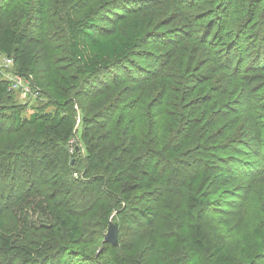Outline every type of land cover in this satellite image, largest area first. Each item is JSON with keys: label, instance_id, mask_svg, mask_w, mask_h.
<instances>
[{"label": "rangeland", "instance_id": "374dc122", "mask_svg": "<svg viewBox=\"0 0 264 264\" xmlns=\"http://www.w3.org/2000/svg\"><path fill=\"white\" fill-rule=\"evenodd\" d=\"M96 1L0 0L3 22L17 24L28 37L16 52L17 60H27L24 68L18 71L15 63L0 68V82L7 86L6 94L0 97V113H19L23 123L21 130L15 131L14 121H6L0 133V227L12 233L18 242L38 241V232L32 230L21 237L12 213L19 189L17 180L11 181L5 170L11 159L8 154L19 156L26 152L28 157H34L33 148L39 149V159L46 156L71 159L73 168L79 161V153L85 154L86 118L103 125L128 126L134 131L132 135L140 139L151 126L147 141L153 142L157 133L162 135L165 148L159 147L157 153L150 151L148 159L153 160L150 173L154 180L137 193L132 205L133 209L152 205L155 210L154 223L139 233L144 241L142 264H211L208 255L192 248L185 228L191 221L187 206L192 194L187 190L170 193L159 184L168 164L178 167L180 161L190 172L188 175L207 171L212 177L206 222L213 237L230 247L229 264H264V246L262 251L255 249L257 257L251 262L243 238L256 227L264 228V61L250 65L246 52H235L236 60H247L241 68L248 82L243 93L255 91L252 102L246 98L235 100L240 93L228 98L237 80L233 81L229 64L224 60L230 56L232 47L257 36L255 27L264 33V19L256 16L259 10L264 11V1L257 5L260 0H191V6L183 10L173 0H104L111 7L107 14L94 13L99 18L96 27L99 36L119 29V22L130 12L151 8L154 20L155 36L143 42L137 51L140 56L133 58L141 68V75L129 79L130 72L126 71L117 84L102 76L92 80L81 76L68 52L67 17L79 15ZM247 11L250 14L252 11L256 19L250 27L245 26L239 40L235 33L237 21L244 20ZM219 25L225 27L222 34ZM256 41L250 46L252 51L258 45ZM14 62L17 63L16 59ZM159 76L161 84L156 78ZM222 88L228 90L226 98L220 96ZM239 102L243 105L234 104ZM214 106L207 116L216 122L207 128L202 111L206 114V108ZM184 107H191L194 113ZM39 111L47 126L70 114L76 123L72 140L55 142L38 133L30 119ZM108 111H111L108 118L103 117ZM180 118L182 125L176 121ZM194 131L199 132L201 148L190 156L175 159ZM106 134L109 136L107 130H102L96 137L111 140L113 135L103 137ZM117 212L103 222L101 235L97 228L90 227L88 231L84 229L81 243L70 245L89 254V258L75 256V261L63 258L61 264H135L118 248H109L101 255L110 221L121 222ZM85 222L87 219L82 220Z\"/></svg>", "mask_w": 264, "mask_h": 264}, {"label": "trees", "instance_id": "16d2710c", "mask_svg": "<svg viewBox=\"0 0 264 264\" xmlns=\"http://www.w3.org/2000/svg\"><path fill=\"white\" fill-rule=\"evenodd\" d=\"M190 1L173 0V3H178L180 8L187 10L191 6ZM263 1L260 0L257 5H261ZM110 8L104 0H97L79 15L73 14L67 17L68 52L72 61L78 66L81 76L89 80L102 76L106 78V81L117 84L121 78L125 77L126 71L130 72L127 76L129 79L141 75V68L136 65L137 62L133 58L140 56V53H137L141 50L140 45L155 36V31L152 30L154 20L151 8L130 12L119 22V29L106 36H99L98 28H96L99 18L94 16V13H101L105 16ZM256 16L258 18L262 16L264 19V11L259 10ZM255 19L251 11V14L248 12L244 20L237 21L238 30H235V33L239 40L245 26L248 24L250 27ZM262 25L264 27V23ZM257 27L254 31L256 37L243 40L232 47L230 56L224 59L226 64H229L233 81L237 80V85L228 98L237 97L240 93L235 100L242 101L246 98L252 102L255 101L253 97L255 91L249 89L247 91L249 95L243 93L246 91L245 85L248 82L245 79L247 75L241 68L247 60L243 59L239 62V58L237 60L235 58L236 53L243 51L250 57V65L264 61V33L260 29L257 30ZM224 29L225 27L219 29L221 34L224 33ZM27 38L17 24L3 22V12L0 7V54L16 59L17 63H14L18 71L24 68L27 60L25 58H22V62L17 60L19 57L16 52ZM253 40L258 45L252 51L250 46H253L255 41L250 42ZM156 78L160 80L161 77ZM161 82L163 83L162 80L160 84ZM238 87L242 89L239 90ZM224 90L220 96L226 98L228 90ZM6 91L7 86L0 82V97L4 96ZM130 92H132L131 88ZM234 104L243 105L240 102ZM214 108L215 106L207 107L206 114L202 111L207 118L205 124L207 128H211V124L216 122L211 116H207V113L213 111ZM184 109L194 113L191 107H184ZM110 113L111 111H108L103 117L108 118ZM6 114L0 113V133H3L6 121L9 120L14 121L15 131H20L23 123L19 113ZM198 117L200 118V115ZM42 118L40 111L31 115L30 122L36 125L38 133L47 136L52 141L62 143H68L74 137L76 123L70 114L55 120L52 126H47ZM176 121L183 124L182 118ZM84 123L85 154L79 153V161L73 168H71V159H52L49 156H46V159L43 157L39 159V149L35 151L33 148L34 157H28L26 152L19 156L13 152L8 154L10 155L8 158L11 159L8 160L10 164L7 161L5 170L9 172L7 174L11 181L17 180V189H19V199L13 205V210H10L17 221L18 229L21 230V237L32 230L38 232L36 235L38 241L18 242L12 233L0 227V264H61L63 258H72L71 261L76 260L75 256L89 258V254L81 253L77 248H71L70 245L76 246L81 243L85 237L84 229L88 231L90 227L97 228V233L101 235L104 230H101L104 227L103 222L107 221L116 210H118L116 215L121 221L117 223L120 233L119 245L114 247L105 243V249L101 255L109 248H118L119 251L126 253L129 261L142 264L141 247L144 241L142 237H139V233L143 228L154 223L155 210L152 205L134 209L132 205L137 198V193L144 190L147 183L153 179L150 173L153 160L148 159L151 156L149 153L151 150L157 153V149L161 146L165 148L161 142L162 135L157 136L156 133L157 139L154 137L155 140L151 142L146 138L151 135V126L140 139L132 135L134 131H130L128 126L122 127L119 123L103 125L99 121H90L87 118ZM102 130H107L109 134V136L107 134L103 136L105 138L113 135L111 140L96 137ZM198 133L195 131L192 133L175 159L184 155L190 156L195 150L201 148L202 141ZM155 142L158 143L154 144ZM31 148L28 150L29 153H31ZM129 157L132 158L131 161ZM169 160H167L168 163ZM178 164V167H170L171 165L168 164L169 169L160 177L159 184L170 193L187 190L192 194L187 206L191 221L185 227L192 248L208 255L211 264H229L230 247L213 237L206 222L205 210L210 203L208 186L212 181L211 175L207 171H201L190 176L184 163L180 161ZM189 168L191 170V166ZM199 211L204 213L199 215ZM196 213L198 215L195 216ZM84 219H87L85 225L82 223ZM243 238L248 259L254 262L257 257L255 249L263 250L264 228L256 227L252 232L245 233Z\"/></svg>", "mask_w": 264, "mask_h": 264}, {"label": "water", "instance_id": "95a60500", "mask_svg": "<svg viewBox=\"0 0 264 264\" xmlns=\"http://www.w3.org/2000/svg\"><path fill=\"white\" fill-rule=\"evenodd\" d=\"M119 225L110 222L109 229L105 235V243L117 247L119 245Z\"/></svg>", "mask_w": 264, "mask_h": 264}, {"label": "built area", "instance_id": "2783aa9c", "mask_svg": "<svg viewBox=\"0 0 264 264\" xmlns=\"http://www.w3.org/2000/svg\"><path fill=\"white\" fill-rule=\"evenodd\" d=\"M14 64V59L0 54V68Z\"/></svg>", "mask_w": 264, "mask_h": 264}]
</instances>
